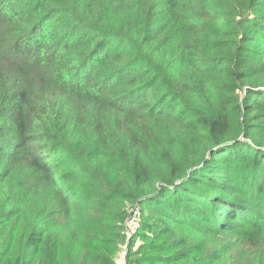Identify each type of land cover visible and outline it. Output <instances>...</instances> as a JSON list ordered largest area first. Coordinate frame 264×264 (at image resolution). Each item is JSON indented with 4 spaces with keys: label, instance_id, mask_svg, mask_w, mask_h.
<instances>
[{
    "label": "trees",
    "instance_id": "trees-1",
    "mask_svg": "<svg viewBox=\"0 0 264 264\" xmlns=\"http://www.w3.org/2000/svg\"><path fill=\"white\" fill-rule=\"evenodd\" d=\"M134 206L125 264H264V0H0V264H117Z\"/></svg>",
    "mask_w": 264,
    "mask_h": 264
},
{
    "label": "built area",
    "instance_id": "built-area-1",
    "mask_svg": "<svg viewBox=\"0 0 264 264\" xmlns=\"http://www.w3.org/2000/svg\"><path fill=\"white\" fill-rule=\"evenodd\" d=\"M139 219H140V213H139V208L138 206H134L130 212L129 215L126 219L127 226H126V240H125V245L127 244L128 239L135 233V231L138 228L139 225ZM125 250H121L118 253L117 256V264H125ZM119 261V262H118Z\"/></svg>",
    "mask_w": 264,
    "mask_h": 264
},
{
    "label": "rangeland",
    "instance_id": "rangeland-1",
    "mask_svg": "<svg viewBox=\"0 0 264 264\" xmlns=\"http://www.w3.org/2000/svg\"><path fill=\"white\" fill-rule=\"evenodd\" d=\"M173 237H175V233H173L172 235ZM142 240L141 239H137L135 242H134V246L131 247V250L134 251L136 250L139 245L141 244ZM123 245H125V241L120 245V247L118 248V250L116 251V258L118 256V253L121 251V250H125L126 254H125V263H126V259H127V254H128V250L130 249L129 247V244L124 247ZM119 262V261H118Z\"/></svg>",
    "mask_w": 264,
    "mask_h": 264
}]
</instances>
